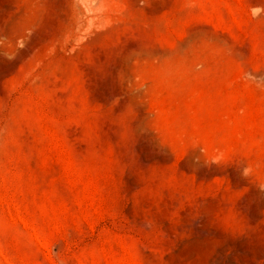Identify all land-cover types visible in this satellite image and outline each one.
<instances>
[{"label":"rangeland","instance_id":"obj_1","mask_svg":"<svg viewBox=\"0 0 264 264\" xmlns=\"http://www.w3.org/2000/svg\"><path fill=\"white\" fill-rule=\"evenodd\" d=\"M0 264H264V0H0Z\"/></svg>","mask_w":264,"mask_h":264}]
</instances>
